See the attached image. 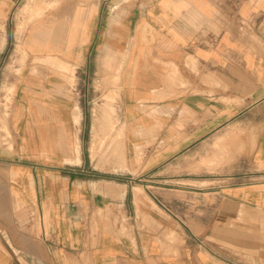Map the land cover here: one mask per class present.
<instances>
[{"label":"crops","instance_id":"0c3cea01","mask_svg":"<svg viewBox=\"0 0 264 264\" xmlns=\"http://www.w3.org/2000/svg\"><path fill=\"white\" fill-rule=\"evenodd\" d=\"M37 1L27 55L116 70L124 156L86 161L77 89L22 68L0 264H264V0Z\"/></svg>","mask_w":264,"mask_h":264},{"label":"rangeland","instance_id":"374dc122","mask_svg":"<svg viewBox=\"0 0 264 264\" xmlns=\"http://www.w3.org/2000/svg\"><path fill=\"white\" fill-rule=\"evenodd\" d=\"M27 1L15 0L8 18H0V150L18 146L14 143L10 127L17 75L22 68L28 67L34 71L44 64L59 71L67 84L79 93L83 106V142L80 149L86 161L90 157L91 165L96 169L114 171L124 156L122 111L117 75L114 74L116 70L108 63L106 69L104 64L101 65L96 77L92 71L88 77L81 70L71 76L72 67L66 61L57 57H49L45 61L29 57L21 43V37L25 27L42 15V4L37 3V0L32 1L30 6H34L35 10L31 11L23 9L28 4ZM139 152H142L141 149Z\"/></svg>","mask_w":264,"mask_h":264},{"label":"bare ground","instance_id":"6f19581e","mask_svg":"<svg viewBox=\"0 0 264 264\" xmlns=\"http://www.w3.org/2000/svg\"><path fill=\"white\" fill-rule=\"evenodd\" d=\"M27 10L34 11L35 9H34V6H29V7H27ZM5 92H6V91H5Z\"/></svg>","mask_w":264,"mask_h":264}]
</instances>
